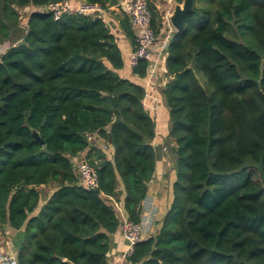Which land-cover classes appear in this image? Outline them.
Masks as SVG:
<instances>
[{"label": "trees", "instance_id": "trees-1", "mask_svg": "<svg viewBox=\"0 0 264 264\" xmlns=\"http://www.w3.org/2000/svg\"><path fill=\"white\" fill-rule=\"evenodd\" d=\"M62 1L0 0V45L17 39L0 55V225L22 229L16 264H107L120 214L140 222L154 174L144 87L120 76L124 58L104 18L43 12ZM84 1L105 12L116 4ZM147 2L157 36L161 18ZM121 29L135 41L127 17ZM165 53L174 179L157 227L128 260L264 264V0H209L208 9L193 0ZM147 70L140 60L132 73ZM85 151L98 195L73 171ZM48 184L42 203L38 187Z\"/></svg>", "mask_w": 264, "mask_h": 264}, {"label": "crops", "instance_id": "crops-1", "mask_svg": "<svg viewBox=\"0 0 264 264\" xmlns=\"http://www.w3.org/2000/svg\"><path fill=\"white\" fill-rule=\"evenodd\" d=\"M68 1H70L71 4H74L79 0ZM126 1L127 0H116V4L112 6V10H108V12L104 11L103 18L110 32L114 35L116 44L124 58V67L119 74L122 78L133 80L144 87L145 95L142 102L143 107L146 113H148L154 121V138L150 144L156 152L155 168L153 177L148 183V193L141 204L140 222L145 225L144 228L147 227V230L144 232V237H146L157 227L156 220L160 218L168 207L170 200L169 190L174 179L173 156L171 153L174 144L166 139L168 130V110L161 92L168 79L165 71V51L168 39L170 35L175 32V30L171 28L168 32L169 34L162 37V29L160 28L159 33L156 36L157 41L153 47V57L156 63L154 75L153 77H149L148 74L144 78L137 77L132 73V69L127 64L128 54L133 50L135 41L132 42L121 29V20L123 17H127V12L125 10ZM130 29L136 39V30L133 29L131 25ZM148 83L153 86L152 90L148 87ZM155 96L157 101H155ZM88 140L90 141V146L93 145L94 147L100 149L108 159L110 158L111 148L107 143H104L96 136V134H91L88 137ZM85 153L86 151L80 153L79 155L83 156ZM38 190L40 192L41 202L44 203L47 197H49L52 193L53 187L51 184L41 185L38 187ZM36 211L37 210H35L34 213H36ZM22 244V229L16 230L9 227L7 224L0 225L1 256L12 255L16 257ZM126 249L127 243L123 239L120 231L111 235L109 238L107 264H125L122 259V254Z\"/></svg>", "mask_w": 264, "mask_h": 264}, {"label": "built area", "instance_id": "built-area-1", "mask_svg": "<svg viewBox=\"0 0 264 264\" xmlns=\"http://www.w3.org/2000/svg\"><path fill=\"white\" fill-rule=\"evenodd\" d=\"M112 6L108 10H112ZM125 10L129 23L136 30V39L133 50L128 54L127 64L133 69L140 60L148 63L147 74L153 77L156 63L153 57V47L157 41L156 35L151 26V13L147 0H127ZM44 13H50L54 20L60 19L63 15H79L90 18H103L104 11L98 4H90L84 0H79L74 4L64 0L59 3L49 4L43 9ZM152 90V85L148 83ZM155 101L157 98L155 96ZM73 171L75 172L79 184L88 190L98 188L96 168L82 155L71 158ZM120 233L127 243V249L122 254L125 264H131L128 260L133 246L144 237L145 228L141 222L135 223L126 219L120 214ZM0 264H16V258L12 255H0Z\"/></svg>", "mask_w": 264, "mask_h": 264}, {"label": "rangeland", "instance_id": "rangeland-1", "mask_svg": "<svg viewBox=\"0 0 264 264\" xmlns=\"http://www.w3.org/2000/svg\"><path fill=\"white\" fill-rule=\"evenodd\" d=\"M150 1L154 3V5L156 6L157 11L160 15L161 22H162V25H161L162 26L161 27L162 37H164L165 35L169 34L168 32L172 28V26L169 22V15L172 13L176 3L174 0H150ZM180 5H181V3H180ZM194 5L196 7L202 8V9H208L209 8V0H194ZM106 12H108V10ZM26 15H27L26 9L19 11V21H20V25H22V26L25 25ZM16 34H18V39H19L22 33H21V31H18ZM16 41H17V39L12 40V41H6L3 44H1L0 45V55H2L7 50V48L11 44L15 43ZM200 83H204L206 85V79L203 76H201ZM161 87H163V86H161ZM167 151H168V149H167ZM169 155H170V153H169ZM83 157H85V154L83 155ZM145 229L147 230V227H145ZM149 230H150V227H149Z\"/></svg>", "mask_w": 264, "mask_h": 264}, {"label": "water", "instance_id": "water-1", "mask_svg": "<svg viewBox=\"0 0 264 264\" xmlns=\"http://www.w3.org/2000/svg\"><path fill=\"white\" fill-rule=\"evenodd\" d=\"M193 8V0H183L181 5L176 3L172 13L169 15V22L172 28L175 31H179L182 28L183 18L186 14H188ZM34 139L40 141L38 134L33 131L32 132ZM92 193L98 195L100 193L99 189L91 190Z\"/></svg>", "mask_w": 264, "mask_h": 264}]
</instances>
